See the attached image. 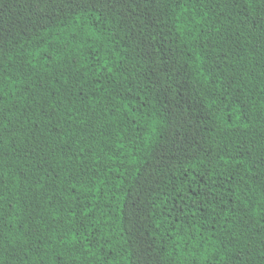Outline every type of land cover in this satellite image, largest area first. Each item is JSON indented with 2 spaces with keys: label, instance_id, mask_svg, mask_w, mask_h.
<instances>
[{
  "label": "trees",
  "instance_id": "16d2710c",
  "mask_svg": "<svg viewBox=\"0 0 264 264\" xmlns=\"http://www.w3.org/2000/svg\"><path fill=\"white\" fill-rule=\"evenodd\" d=\"M0 264H264V0H0Z\"/></svg>",
  "mask_w": 264,
  "mask_h": 264
},
{
  "label": "snow or ice",
  "instance_id": "6c2138e0",
  "mask_svg": "<svg viewBox=\"0 0 264 264\" xmlns=\"http://www.w3.org/2000/svg\"><path fill=\"white\" fill-rule=\"evenodd\" d=\"M41 3L48 5L55 11H71L74 7H80L85 0H40Z\"/></svg>",
  "mask_w": 264,
  "mask_h": 264
}]
</instances>
